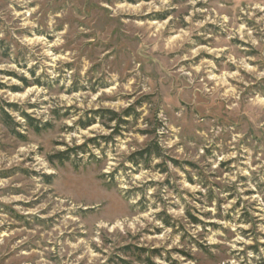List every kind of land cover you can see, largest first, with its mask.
Segmentation results:
<instances>
[{
	"label": "rangeland",
	"instance_id": "obj_1",
	"mask_svg": "<svg viewBox=\"0 0 264 264\" xmlns=\"http://www.w3.org/2000/svg\"><path fill=\"white\" fill-rule=\"evenodd\" d=\"M0 264H264V0H0Z\"/></svg>",
	"mask_w": 264,
	"mask_h": 264
},
{
	"label": "trees",
	"instance_id": "obj_2",
	"mask_svg": "<svg viewBox=\"0 0 264 264\" xmlns=\"http://www.w3.org/2000/svg\"><path fill=\"white\" fill-rule=\"evenodd\" d=\"M152 150L149 148L148 150L146 149L145 153H147L148 155H151L152 154Z\"/></svg>",
	"mask_w": 264,
	"mask_h": 264
}]
</instances>
